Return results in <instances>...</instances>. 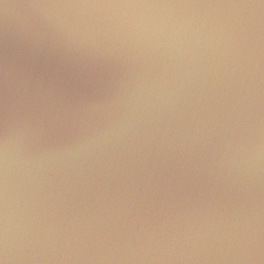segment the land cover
<instances>
[{"label":"water","instance_id":"1","mask_svg":"<svg viewBox=\"0 0 264 264\" xmlns=\"http://www.w3.org/2000/svg\"><path fill=\"white\" fill-rule=\"evenodd\" d=\"M0 261L264 264V0H0Z\"/></svg>","mask_w":264,"mask_h":264},{"label":"clouds","instance_id":"2","mask_svg":"<svg viewBox=\"0 0 264 264\" xmlns=\"http://www.w3.org/2000/svg\"><path fill=\"white\" fill-rule=\"evenodd\" d=\"M88 145H87V142L83 145H81L82 148H86ZM0 264H3V261H0Z\"/></svg>","mask_w":264,"mask_h":264}]
</instances>
